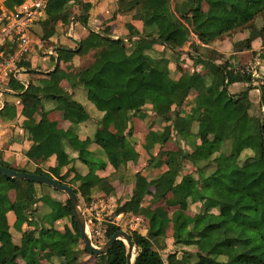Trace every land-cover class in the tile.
<instances>
[{
    "label": "trees",
    "instance_id": "obj_1",
    "mask_svg": "<svg viewBox=\"0 0 264 264\" xmlns=\"http://www.w3.org/2000/svg\"><path fill=\"white\" fill-rule=\"evenodd\" d=\"M11 1L18 6L27 0ZM116 4L112 19L117 14L135 13L149 32H133L127 37L115 38L108 25L99 31L89 30L74 48L56 47L58 63L46 74L54 83L65 79L72 89H81L101 113L100 127L92 134L76 146L68 140L76 152V159L88 167L86 174L76 177L79 182L74 188L76 193L89 203L91 188L104 185L111 190L112 179L119 177L127 161L124 150L133 130L130 112H141L148 102L145 79L146 85L154 90L149 101L161 122L170 121L171 106L176 104L182 109L193 90L198 92L196 108L210 102L204 88L207 84L219 83L227 120L203 134L197 132L203 142L193 145L191 150L160 151L166 170L158 177L147 179L139 171L134 175V192L126 207L148 198V205L141 213L155 219L156 228L147 234L126 228L135 243L133 264H165L160 250L166 247L169 228L173 243L194 248L192 252L182 251L185 264H202L204 260L210 264H264V113L263 116L249 115L251 105L247 97L251 89H257L259 107H264V80L253 85L251 71L240 69L239 65L228 63L226 59L221 63L206 59L198 51L195 41L188 39L183 25L186 23L196 35L199 34L204 44L231 39L233 49L251 50L252 42L257 38L264 44V26L257 25V21L263 19L264 5L257 7L253 0L242 4L236 0H116ZM91 7L90 2L82 0H47L46 17L37 23H44L46 29L56 22L67 24L73 17L72 21L86 26ZM1 12L0 8V15ZM34 25L30 28L32 34ZM44 33L42 41L48 40ZM46 44L42 45V51ZM157 44L169 47L177 58L185 54L192 61V72H182L179 62L171 69L169 59L151 56L150 51ZM185 45L189 50L186 53L182 51ZM76 55L80 59L76 66L72 65L68 71L60 67V61L68 63ZM220 58L224 56L221 54ZM21 63L30 67L29 58ZM103 71H107L114 81L109 82ZM236 82H245L246 89L230 93L229 86ZM12 86L24 108L39 107L42 97L49 98L70 123L66 130L57 128L55 122L46 120V112H42L40 121L28 126L34 131L41 123L45 124L43 131L32 136L33 143L28 150L36 161H45L53 155L54 137L63 142L74 132V126L89 118L85 107L72 92L40 96L17 82H12ZM244 99L246 105L240 110L237 105ZM180 112H173L172 129L175 136L185 139L191 133L193 118ZM106 124L115 130L111 131ZM159 141L166 140L152 130L145 136L144 149L149 154L146 165L154 161L149 150ZM92 143L102 149L106 161L91 155L88 147ZM107 164L114 170L110 178L95 174V170L104 169ZM0 165L13 168L1 159ZM183 165L188 168V173L178 180ZM42 174L67 184L69 171L61 175L57 167H52ZM5 179L12 183L15 199L8 201L0 196V264H41L39 256L45 249L50 250L55 264H79L85 255L89 259L87 264H126L127 246L121 240L115 241L105 254L94 255L87 250L69 199L50 197V192L57 190L32 181ZM250 193L256 195L255 200L248 198ZM189 205L195 208V214L186 213ZM41 206L49 209L48 214L54 221L69 219V225L56 234L59 243L54 248L43 239L50 227L45 225L46 215ZM9 211L15 215L12 227L6 218ZM104 217L108 219L109 216L105 214ZM235 217L239 218L236 223ZM24 224L25 230L22 229ZM122 229L120 225L107 223L105 241ZM174 256L175 253L168 255Z\"/></svg>",
    "mask_w": 264,
    "mask_h": 264
},
{
    "label": "crops",
    "instance_id": "obj_2",
    "mask_svg": "<svg viewBox=\"0 0 264 264\" xmlns=\"http://www.w3.org/2000/svg\"><path fill=\"white\" fill-rule=\"evenodd\" d=\"M8 1L0 0V8L2 11L1 13L11 12L16 7L15 3H13L11 0ZM82 1L90 2L92 4L86 26L82 25L77 20L72 21L73 17L69 19L67 24H63L62 22H56L46 29H44L46 26L42 22L34 25L35 32L32 34L33 46L29 57L30 67L27 68L21 63L25 67V71L20 75L21 80L25 73L33 71L31 67H33L41 57H43L44 59L46 58L48 60H55V67L58 63L57 54L55 52L56 47L59 45H63L66 47L74 48L77 41L84 38L88 34L89 30L99 31L102 27H104V25H108L110 27V33L115 38L127 37L130 33L133 32L142 34H146L149 32L148 29L144 28L142 21L135 13H128L125 15L117 14L115 18L112 19L113 12L117 9L116 0ZM236 1L239 4H242L243 2L250 0ZM253 1L256 2L257 6V1ZM3 2L6 3L7 8L2 7ZM69 6L72 7V5ZM183 25L188 39L195 41L198 46V51L206 59L213 60L216 63H221L223 60L226 59L228 63H235L236 66H242L247 62L256 60V65L259 66V74L256 72V74L258 75L254 76L252 84H257L255 78L260 81L264 80V72L261 69H264V59L261 58L262 52L264 54V44H262L258 38L253 40L251 50L238 51L236 50V48H232L231 39H226L223 42H215L211 45L204 44L201 42V40L198 39L197 35L190 29V27L186 23H183ZM55 30L64 31V34L58 38H55ZM43 32H45L46 34H52V37L48 38V40L50 39L52 43L41 40ZM64 37H68L70 40L65 39ZM44 43H47L45 45L46 48L52 47L54 49L53 55L46 54L42 51V45ZM182 51L185 53L188 52V45H185ZM150 54L154 58L163 57L169 59V66L171 69L175 67L174 63L179 62L182 72L190 73L193 70L191 66L192 61L185 54H181V56L177 58L174 54V51L171 50L169 47L158 44L154 45L152 50L150 51ZM221 54L224 56L223 59L220 58ZM216 58L220 60H217ZM79 61L80 59L76 55L68 63L60 61L59 65L62 69L68 71L72 68V65L76 66ZM44 62L47 61L45 60ZM54 67H47V71L43 74L46 75L47 73L52 71ZM28 69H31L32 71H28ZM36 69L38 71L40 70L39 67H37ZM103 76L109 82L114 81V78L107 71H103ZM46 78V87H48L47 92L40 91V89L37 88L38 83H36L34 86V88L37 90L32 92L37 93L40 96H44L46 94L57 95L64 92H72L74 94V98L81 102L82 105L85 107L89 115L88 120L74 126V132H72L68 136L69 138L65 139L63 142H60L58 137H54L53 144L55 146V150L53 155L45 161H36L28 154V150L33 143L32 136L43 131L45 128V124L41 123L34 131H30L28 129V126L38 123L41 119L42 112H46V120L48 122H55L57 128L66 130L70 126V123L68 122L63 111L54 108V103L49 98L42 97L41 106L39 107L24 108L18 94L13 93L12 96H16V99L13 100L14 97H11V100L9 101L10 105L7 102L6 109L0 114V159L5 161L14 169H23L27 172L32 173H47L49 168L52 167H57L60 170L61 175H63L66 171H69V174L66 178V182L68 185L77 188L79 185V182L76 180L77 175L86 174L88 172V167L76 159V152L73 151L70 146H76L82 139H85L88 135L92 134V132L95 131L97 127H100L99 120L101 113L97 111L95 107L86 99V96L81 91V89H72L67 80L64 79L61 80L59 83H54L50 81L47 75ZM23 82L26 84L24 89L29 88L31 90L32 86L34 85L33 83H27L26 81ZM146 83L147 80L145 79V93L148 97V102L143 106L141 112H130V114L132 115L131 117L133 130L128 140L129 143L124 150V156L127 158L125 166L123 167L122 171L119 172V177L112 179L110 184L112 187L111 190L105 187L104 185H99L97 187L91 188L89 191V197L91 198V201L103 200L106 203L107 208L105 214L109 216L108 219L110 221H115L116 223L119 222V218H116L118 217L117 215H124V211L120 209L123 207L125 208L124 204H126V202H128L133 195L134 175L136 172H141L147 179L158 177L166 170V166L162 163L163 158H160V151L176 150L177 148L181 149L182 151L191 150V147L193 145L200 144L203 142V137L198 136L197 132L203 134L205 131L212 130L215 128V126L222 124L227 120V118H225L223 114V98L220 94L221 85L219 83L213 82L205 86L204 91L206 92V94H208L210 102L202 104L199 109L196 108L198 102V92L196 90L190 92V94L183 103L182 109L176 104H173L171 106V120L168 122H161L154 115L151 103L149 101L154 95V90L149 88ZM21 85L23 86V84ZM246 86L247 84L245 82H236L229 86V92L237 93L243 91L246 89ZM235 88L238 89L233 91V89ZM247 97L251 105L248 110V114L253 115L252 113L255 110V107L256 105H258V90L251 89L248 92ZM205 99L206 98H203V101H205ZM180 110L181 115H189L193 118L191 133L185 139H180L178 136H175L174 131L172 129L171 122L174 117L173 112H178ZM142 113L143 116L140 115ZM106 125V127L111 131L115 130L112 126L108 124ZM150 130L155 132L157 135L160 136L161 139H164L166 141H159L150 148L149 151L151 155L154 156V161L151 164L146 165V162L149 158V154L144 149V144L145 136ZM68 140L70 141L71 145H69ZM88 150L94 158L99 159L101 161H106V157L102 149L95 143L90 144ZM183 166L184 168L181 170L178 176V180L180 179L181 175L188 173V168L185 165ZM113 172L114 170L109 164H107L104 169L95 170V174L102 178H110ZM0 196L2 197V199L8 201H14L15 199L14 187L12 183L7 181L4 177H0ZM50 197L58 200H63L67 198V195L64 192L60 193V191H58L50 192ZM144 200L146 201L148 200V198L144 197ZM87 204L88 203H86V205ZM189 207H191V205H189ZM117 209H119L120 211H117ZM193 209L195 211L194 207ZM42 210L43 213H45L44 215H46L45 220L47 221V223L45 222V225L47 227H50V231L47 234L43 235V239L50 245V247L54 248L59 243L56 239V234L62 232L66 224L69 225V219L63 218L54 221L52 219V216L48 214L49 209L46 206H41V211ZM186 213L189 215L195 214L189 213L187 211ZM144 216L145 220L147 221V224L149 225V228L146 231L147 234L150 229L154 230L156 228V221L155 219H151V217H148L146 215ZM6 218L8 225L12 227L15 221L14 213L12 211L7 212ZM145 220L141 223V225L143 224L142 226L145 225ZM26 228L27 227H25L24 224L22 229L25 230ZM138 229L139 227L137 228V230ZM169 229L171 230V228ZM138 231L142 233L140 229ZM17 238L18 237L16 236V240ZM165 244L167 245L166 240ZM172 253H175V256H167L169 258L167 264H185L186 261H184L185 259L183 258L182 253L178 254L175 251ZM39 259L41 264H55L51 258L49 249H45L44 251H42L39 256ZM80 260L81 261L79 264H87V260L89 259L88 256L85 255Z\"/></svg>",
    "mask_w": 264,
    "mask_h": 264
},
{
    "label": "built area",
    "instance_id": "obj_3",
    "mask_svg": "<svg viewBox=\"0 0 264 264\" xmlns=\"http://www.w3.org/2000/svg\"><path fill=\"white\" fill-rule=\"evenodd\" d=\"M47 0H27L16 6L11 12L0 15V111L7 107L3 94L17 93L12 82L26 84L20 75L25 71L22 61L30 57L33 41L31 26L44 20ZM46 54L53 55L54 49L47 47ZM107 205L103 200H92L83 209L86 221L87 235L91 242L99 247L105 242V228L107 223H115L130 230H137L144 222L142 215L135 213L117 215L119 222L110 221L104 217Z\"/></svg>",
    "mask_w": 264,
    "mask_h": 264
},
{
    "label": "rangeland",
    "instance_id": "obj_4",
    "mask_svg": "<svg viewBox=\"0 0 264 264\" xmlns=\"http://www.w3.org/2000/svg\"><path fill=\"white\" fill-rule=\"evenodd\" d=\"M8 1V0H7ZM257 1V6L258 7H262L263 5H264V0H256ZM8 3H9V1H8ZM2 7L3 8H7V5H6V3L5 2H3L2 3ZM263 19L261 20V19H259V21H257V25H258V27L259 26H264V15H263V17H262ZM58 32V33H57ZM64 34V31H56L55 30V34H54V36H55V38H58V37H60V36H62ZM48 35V38H51L52 37V34H47ZM65 39H69L68 37H64ZM59 40V39H58ZM70 40V39H69ZM44 41H46V42H50V43H52L51 42V40L49 39V40H44ZM53 41V40H52ZM263 50V49H262ZM225 57H228V56H225ZM264 57V54H263V52H262V54H261V58L262 59H264L263 58ZM217 60H220V59H218V58H216ZM47 61V62H44V61ZM222 60V59H221ZM54 65H55V60H48V59H44L43 57H41V58H39V60L37 61V63L33 66V67H31V69L33 70L32 72H29V73H25L24 74V76L22 77V80L23 81H26L27 83H33L34 85L32 86V88H31V91H35V90H37V89H35L34 88V86H35V84L36 83H38L37 84V88L38 89H40V91H42V92H47V88L48 87H46V82H47V78H46V75L45 74H43V73H45L46 71H47V67H54ZM243 66V67H242ZM242 66H240V69H243L244 68V70H247V71H251L252 72V77L254 78V76H256V75H258L259 73H258V71H259V66L258 65H256V60L254 61H250V62H247V63H245L244 65H242ZM37 67H39L40 68V70L38 71L36 68ZM242 67V68H241ZM262 69V71L264 72V69L263 68H261ZM37 70V71H36ZM256 72L258 73V74H256ZM256 80H257V78H255ZM259 79V78H258ZM260 80L257 82V84L256 85H259L260 84ZM238 88H235V89H233V91H235V90H237ZM3 97H4V99L8 102V104H9V101L11 100V97H14L13 98V100L14 99H16V96H12V94L11 95H9V94H3ZM10 105V104H9ZM245 105H246V100L244 99L243 101H241L238 105H237V107L239 108V109H243L244 107H245ZM232 106V105H231ZM1 112L2 111H0V114H1ZM263 113H264V107H259V104L258 105H256V107H255V110L253 111V115H260V116H263ZM183 168H184V166H183ZM186 168V167H185ZM186 171V170H185ZM188 171V170H187ZM243 195H246V194H243ZM78 197H79V201H80V205L82 206V208L83 207H85V205H86V203L84 202V200H83V198L81 197V195L78 193ZM255 197H256V195L254 194V193H250L249 195H248V198L251 200V199H254L255 200ZM253 200V201H254ZM146 205H148V200H143L141 203H139V204H137V203H133L131 206H129V205H127V207H126V204L124 205L125 206V208L127 209L126 211H124V215H125V217H127L129 214H131L132 212L133 213H135V214H137V215H141L142 213V208H146ZM155 205V204H154ZM254 206H256V203L254 202ZM256 210L257 211H259V209H257L256 208ZM187 212H189V213H195V211H194V209H193V207L191 206V207H188V209H187ZM143 215V214H142ZM88 216V215H87ZM86 216V217H87ZM144 216V215H143ZM145 218V217H144ZM87 219H88V217H87ZM239 221V218L238 217H235V219H234V223H236V222H238ZM231 223H232V221H231ZM143 225V224H142ZM141 224L139 225V229L141 230V232H142V234H146V231H147V229L149 228V225L147 224V221L145 220V225L144 226H142ZM141 227V228H140ZM138 229V230H139ZM122 230H125V231H128V229H126L125 227H123V229ZM171 233H172V231L170 230V229H168V232H167V238H166V243H167V245H166V247H165V249H163V250H160V253L162 254V257H163V259L166 261V264L168 263V261H169V258L167 257L168 255H170L172 252H177L178 254H181L182 253V251L183 250H186V251H194V248L192 247V246H183V245H181V244H175V243H173V240H172V238H171ZM95 245V244H94ZM184 258V257H183ZM185 259V258H184ZM222 259V258H221ZM185 261V260H184ZM176 264V263H175ZM202 264H210L209 262H207V261H203V263Z\"/></svg>",
    "mask_w": 264,
    "mask_h": 264
},
{
    "label": "water",
    "instance_id": "obj_5",
    "mask_svg": "<svg viewBox=\"0 0 264 264\" xmlns=\"http://www.w3.org/2000/svg\"><path fill=\"white\" fill-rule=\"evenodd\" d=\"M197 37L199 40H201V37L199 34H197ZM0 175L4 176L7 179L15 178L18 180H26V181H32L35 183L44 184V185L50 186L51 188L57 191L64 192L70 201L75 222L77 224L80 236L83 239L87 250L94 255L105 254L113 246L115 241L121 240L127 246L126 264H133V260L135 256L134 254L135 243L127 231L125 230L116 231L115 233H113L111 237H109L99 247L95 246L91 242V239L87 235V231H86L85 215H84L82 206L80 205L78 194L76 193L74 187L66 183H62L58 181L57 179H55L54 177H49V176H46L44 174H39V173L20 171L18 169L6 167L3 165H0Z\"/></svg>",
    "mask_w": 264,
    "mask_h": 264
}]
</instances>
